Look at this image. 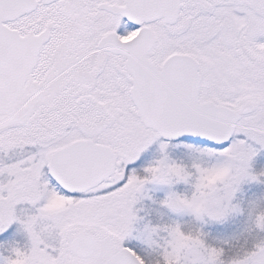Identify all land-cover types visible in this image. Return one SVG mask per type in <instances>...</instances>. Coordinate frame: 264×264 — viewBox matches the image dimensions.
<instances>
[{"label":"snow or ice","instance_id":"obj_1","mask_svg":"<svg viewBox=\"0 0 264 264\" xmlns=\"http://www.w3.org/2000/svg\"><path fill=\"white\" fill-rule=\"evenodd\" d=\"M264 0H0V264H264Z\"/></svg>","mask_w":264,"mask_h":264},{"label":"rangeland","instance_id":"obj_2","mask_svg":"<svg viewBox=\"0 0 264 264\" xmlns=\"http://www.w3.org/2000/svg\"><path fill=\"white\" fill-rule=\"evenodd\" d=\"M257 169L259 170L260 168H264V153H262L258 158H257V163L255 164ZM245 192L251 196L253 194L255 195H261L264 194V186L260 185H246L245 186Z\"/></svg>","mask_w":264,"mask_h":264}]
</instances>
